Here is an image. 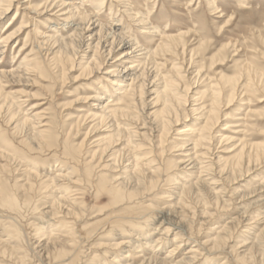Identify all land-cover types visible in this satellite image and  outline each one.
<instances>
[{"label": "rangeland", "instance_id": "rangeland-1", "mask_svg": "<svg viewBox=\"0 0 264 264\" xmlns=\"http://www.w3.org/2000/svg\"><path fill=\"white\" fill-rule=\"evenodd\" d=\"M5 1L0 0V4ZM43 1L15 0V6L0 19V40L7 32L8 21L17 11L19 20L11 31H17L22 24L28 26L20 33L18 39L4 44L5 48L0 44V47L4 48L2 52L0 50L2 54L0 69L9 70L13 66L15 69L19 65L21 67L16 76H9L7 80L2 81L5 93L14 98L16 105L10 107L11 111H7L6 105L4 110L0 111V239L4 241L3 243L0 241V264H170L169 252L171 247L177 244L175 240L181 239L178 236L179 232L180 235H183L182 233L185 235L179 242L180 247L174 258L191 257L192 254L188 252L191 248L194 250L198 248L197 240L200 243L211 240L204 250H199L196 260L190 264H264V245L261 249L257 246L258 236L264 229V222L261 221L264 218V189H257L264 178V163L252 166L250 171L240 169L230 178L223 175L224 180L219 182L218 186L223 189L224 198L230 206L218 210L210 220L201 218L203 207L197 206L191 199L187 201L189 208L178 205L175 196L177 185L172 183L160 181L158 184L160 189L149 193L143 200L129 195L123 196L111 190L120 175L119 171L128 163L120 165L117 169L104 168L107 161H102L101 167L97 166L96 161L87 165L90 161L88 147L93 148L96 140L109 138L110 135H107L109 134L107 128L101 127L100 131L86 138L87 133H90V126L97 121L88 120L83 124L82 115L86 111L98 115L107 114L109 110L103 108L107 102H95L93 98L107 95L106 99L112 97V100H115L120 90L113 87L112 82L123 80L126 81L124 85L130 84V77L123 73L124 67L130 63L124 61L125 63L120 64L117 60L131 49L129 46H116L115 53L108 58L107 52L104 51L108 50L112 39L110 36L105 43L102 38L105 36L103 31L101 44L107 46L102 50L105 60L100 57L101 51L99 49L96 51L99 61L104 60L101 70L90 75L91 71L83 70L80 63L86 61L82 59L84 54L88 56L93 54L94 45L99 37L97 34L99 27L102 25L105 28L109 27L111 19L108 10L115 13L117 20H120L122 15L117 14L120 10L117 2L107 0L102 11L94 15L97 18H93L94 24H91L90 31L84 34V39L87 40L85 45H82L80 40L83 38L78 30L76 31L78 22L64 21L66 16L62 14H65L66 10L62 12V7H50L48 6L50 4L45 6ZM63 1L69 6L78 7L79 11L74 12L86 11L88 14L96 12L94 8L99 4V0H94L91 6L90 0L88 2L85 0V5H82L80 0ZM125 3L132 4L131 16L137 11L142 14L152 11L150 15L152 26H146L144 30L139 28L137 23L124 17L122 24L114 22L115 28H122L126 36L143 46L142 49L153 51L177 42L180 50L185 45V61L192 58L197 64L192 72L197 73L199 68H203L202 73L207 75L209 80L203 78L195 89L186 83L189 88L186 94L192 97L191 100L201 97V92L205 91L209 82H221L231 88L238 79L245 81L246 87L240 90L241 97H235V101L228 107H222V113L226 115L215 127L213 134L217 138L223 134L232 135L224 130L226 124L235 125L238 123L237 120L241 119L238 124H242L243 127L230 131L244 129V133L239 137L248 146L264 144V0H214L219 11H223L222 14L214 16L205 0H194L191 3L189 0H125ZM26 8H29V11H25ZM153 27L156 29L151 30ZM73 33L80 34L77 39L74 36L79 50L76 49L78 51L73 54L69 48L57 62L52 55L50 47L52 42L47 41L48 36L55 35V40H59ZM179 34L182 36L173 42L171 37H179ZM89 43L92 45L87 48ZM22 47L25 49L20 51ZM141 54L143 52L136 53L133 57H142ZM24 57H27L26 62H30L29 64L40 63L42 72L34 70L29 76L23 75V68L31 67L22 64ZM176 57L175 63L179 61L181 64L183 55ZM168 59L171 61V57L159 52L149 61L148 71L158 72L155 64H162ZM245 65L247 69L243 68ZM116 69L117 77L106 75L108 71ZM160 72L166 75L165 69H161ZM103 89H109V95ZM186 94L182 93L181 96L185 97ZM229 94L227 92L222 98L224 106L227 104ZM138 96L136 95L137 98ZM154 97L150 93L144 99L151 102ZM138 100L139 98L136 99V104L131 98L128 102L134 115L139 114V121L142 122L143 114L140 112ZM205 101L206 98L192 104L191 107L188 104L187 108L190 110L193 105L203 104ZM33 105L38 106V109H32ZM9 112L20 114L15 121L9 123ZM36 113L42 114L41 120L35 117ZM24 117L31 119L35 131L42 129L39 122L49 125L44 141L41 143L33 141L29 136L32 132L30 127L22 129ZM199 117L193 115L194 119L181 120L173 127L164 146L165 154L162 157L153 155L156 165L163 164L169 168L170 164L185 156V152H177L172 146L181 142V137L177 133L186 126L199 124ZM133 127L131 125L130 129L133 130ZM35 131L33 134H36ZM233 146L223 144L217 146L216 150L212 148L214 156H209L207 160H214L216 157L228 159L230 155L227 152L231 151ZM78 148L81 154L84 153L85 157L82 156V159H78L79 154L74 152ZM72 159L82 163L76 167ZM89 166L94 169L86 170ZM193 174L195 173L189 172L186 179L191 178ZM59 175H68L73 181L57 178ZM75 180L83 181L79 189L85 190L84 195H76L77 193L73 192L76 188L70 182ZM176 183H182L181 179ZM68 191L71 193L68 194ZM63 196L65 200L60 209L53 206V202ZM7 197L16 199L13 208L4 203ZM75 198L80 199L73 201ZM142 204L151 205L153 208L139 212ZM211 204L213 206V203ZM69 209H72L75 215H68L66 218ZM243 211L252 214L250 218L240 221L239 216ZM129 212H139L137 213L141 215L139 222L148 224L144 231L141 225L133 229L124 220ZM145 214L149 216L143 219L142 216ZM229 222H234L230 224V227H234L229 231L227 240L214 242L217 236L223 235L220 233L221 226ZM122 226L127 228V231H124ZM163 226L169 227L171 232L163 235L162 243L157 246L155 241L163 233L159 231L163 230ZM142 233L146 235L143 236ZM76 236L82 239H79L80 243L77 242L78 239L75 240ZM56 239H59L57 244H53ZM73 240L77 242L75 246H72ZM67 241H70L71 246L66 244ZM51 244L53 248L49 247ZM118 244L121 245L116 247Z\"/></svg>", "mask_w": 264, "mask_h": 264}, {"label": "bare ground", "instance_id": "bare-ground-1", "mask_svg": "<svg viewBox=\"0 0 264 264\" xmlns=\"http://www.w3.org/2000/svg\"><path fill=\"white\" fill-rule=\"evenodd\" d=\"M80 1H82V5L85 3L84 2L85 0H80ZM88 1L89 0H87V2ZM115 1L117 2L118 5L117 7L120 9L118 10L117 14L121 13L122 17L120 18V20H117L115 19V15H114L115 13L112 12L110 9L108 10L110 12L108 16H110L111 19V22H109V27L105 28L103 27V25L99 27V30L97 31L99 37L97 39L96 44L94 45L95 50L92 55L89 56L88 54L83 55L84 58L82 59L86 61L84 63H80V66L82 67L83 70L89 69L91 71L90 75L93 74L94 72H99L104 64L103 63V61L105 60L103 55L104 52L105 53L107 52L108 58H110L111 56H113L112 54L115 53V49L117 48L116 46H120V45H123V47L129 46L131 50L123 53L117 60V63L123 64L125 63L124 61H128L130 63V65L124 67V71H123L124 75L130 77V84L124 85L126 81L124 82L123 80L119 82H116L117 80L112 82L113 87L115 86L118 88V90H120V92L117 94L119 96H117L118 98H116L115 100H112V97L106 99L105 96L107 95H100L93 98L95 102H107V104L103 106L104 109L109 110L107 114L98 115V113H92L91 111H86L85 113H83L82 115L83 124H85L86 121L88 120H91L92 122L97 121L96 124L90 126L89 128L90 133L89 132L87 133L86 138L92 133L100 131L101 127L107 128L109 130V132H107L109 134L107 135H110L109 138L103 137L101 139L96 140L95 141L96 145L93 146V148L88 147L89 150L88 155H90L89 156L90 161L88 162L87 165L96 161L95 163H97V166L101 167L100 163L102 161L104 162L107 161V163L104 165V168L114 167L117 169L119 168L120 165L123 166L124 163H128V165L123 170L119 171L120 175H118L117 181L115 185L111 187V190H115V192H119L123 196L129 195L130 197H135L137 199L143 200L146 198V196L149 193H153L154 191L160 189L158 187L160 181H164L165 183H170V184L172 183L174 185H177L176 187L177 194H175V196H177L178 205H182L183 207L186 206L188 207L189 205H187V201L191 199V201L195 202L197 206L199 205L203 207V210L201 211V218H203L204 220L206 219L210 220L212 219V217L216 215V212L218 210H224L230 206V204H228L227 200L224 198L225 196L222 193L223 189L220 188V186H218L219 185L218 183L224 180L223 175L229 176L230 178L232 174H234L236 171L240 169H247V171H250L252 166L254 165L258 166L264 163V144H254L248 146L241 139V137H239L244 133V129H241L242 131H234V132L230 131L231 129H239L243 127L242 124H238L241 122V119H238L237 120L238 123H235V125L233 123L226 124V128L224 130L229 131V134L231 133L234 136L223 134L217 138L213 134L215 127L219 124L220 120L224 117V115H226L222 113L223 112L222 107L225 108L228 107L231 103L235 101V97L237 96L241 97L242 91L240 90L246 87L244 83L245 81L242 79H238L237 81H235L234 85L231 88H228L226 85H223L221 82H209L205 87V91L201 92V97L197 98L196 100H191L192 97H188V94H186L189 92L188 91L189 88L186 85V83H189L192 86V88L195 89L196 86L198 87L200 85L203 78H206V81L209 80L207 75L202 73L203 68H199L197 73L192 72V70L195 67H197V64L192 60V58H189L187 62L185 61V57H184V55L186 56L185 45H183V49L180 48V50H182L180 51L179 50L180 46L177 44V42L173 43L172 45H164L162 48L159 49L157 48L153 51L148 50L146 48L142 49L143 46L140 45L135 39H130L129 36H126L125 33L122 32V28L121 29L115 28L114 22L122 24L123 19L125 17V19L128 18L132 20L134 23H137L139 28L145 30L146 26H152V21L150 18L152 11H149L145 14H142L139 11H137L134 14V16H131L132 14H130V12L133 11V9L131 8L132 4L125 3V0H115ZM189 1L191 3L194 0H189ZM14 2L15 0H6L5 3L0 4V19L3 18L6 14H8L9 10L15 6ZM89 2L91 3L90 4L91 6L94 0L93 1L90 0ZM205 2L207 4V7L211 10L210 12L213 13L212 16L223 13V11H219V7L217 6L218 4L214 3V0H205ZM43 3L45 4V6L50 4L48 5L50 7L53 6L56 8L62 7L61 10L62 12L66 10V13L62 14L63 16H66L64 21L67 22L71 20L78 22L76 31L78 30V32L81 34L83 38V40H80L82 42L81 44L85 45L87 39H84V34L90 31L91 24H94L93 18H97L94 15L102 11L103 7L107 3V0H99V4L97 5V7L95 5L96 3H94L96 7L94 8L95 9L94 11L96 12H94L93 14H88L86 11L79 13L74 12V10H77L78 7H74V5L69 6V4H66V1L63 0H44ZM239 3L241 4V2ZM26 9L27 10L25 11H29L28 10L29 8ZM18 20H19V15L17 11L13 16V18L8 21L6 34H4V36L1 37L0 44H2L4 48L6 47L4 44H7L11 40L18 39L20 33L23 32L24 29H27L28 26L26 24H22L20 28L18 27L19 29L17 31L16 30L11 31L13 26H15L16 21ZM96 22H98V19ZM154 29L156 28L153 27V29L151 30ZM103 31L105 32V36L102 38L104 39L103 41L105 43H107V40L110 36L112 39V41L109 43L108 50L106 49L107 51L104 52H102V50H104V48L107 46H103L104 44H101L102 42L101 33ZM79 33L76 34L73 33L74 35L72 34L67 38L61 37V39L59 40H55L54 38L55 35L48 36V40H47L48 43L52 42L51 43L52 45L50 47L51 50L53 51L52 55L54 60L58 62V58L61 55L66 54L65 52H67L69 48L72 49L73 54L79 50L74 41V36H76L77 39L78 35H80ZM180 36L182 35L179 34V37L173 36L171 37V39L173 42H175L178 38H180ZM42 43L43 45H46L45 42ZM42 43H40V45H42ZM91 45L92 43H89L87 48H90ZM1 47L0 50L2 52L4 48ZM20 49H21L20 51H23L25 47H22ZM98 49L101 51L100 57L104 58L102 62L99 61L100 59L96 54V51ZM139 52H143V54L140 55L142 57H138V56L133 57V55ZM159 52L163 53L166 56L171 57V61L168 59L165 60L164 63L162 64L156 63L155 68L159 70L156 73L155 71L154 73L148 71L149 69H147V65L149 61H151L154 57H156ZM180 55H183V62L179 64L180 62L178 61L179 63L177 62L178 63L177 64L175 63L176 62L175 57L176 56L178 57ZM135 59L138 60L135 61ZM26 61H27V57H24L22 60V64H27L31 67L23 68L24 69L22 72L23 75L29 76L30 72H33L34 70L36 72L37 71L42 72L41 69L42 66L40 65V63H35L32 65L29 64L30 62H26ZM184 63H186V65H184ZM19 66H17L15 69L13 68L14 67L13 66L9 70L0 69V101H1L0 111L4 110L5 105L8 107V110L7 109L6 110L11 111L10 107L16 105L14 104L15 103L13 100L14 98L11 97L9 94L5 93L4 86L2 85V81L3 79L7 80L9 76H16V74L20 72L21 67ZM243 68L247 69V65H245ZM161 69L166 70V75H162V73L160 72ZM117 73H118L117 69L110 70L106 73V75H109L111 77H117ZM192 75L194 76L192 77ZM124 77L125 76H123V79ZM125 79H127V77ZM103 91H105V93L109 95L110 92L109 89H103ZM227 92L230 94L227 100V104L224 106L222 103V98L224 95L227 94ZM150 93H152V95H154L155 97L151 100V102L148 101L146 102V99H144V97L150 95ZM182 93L186 94L185 97L181 96ZM136 95H139L138 102L141 106L140 112L143 114V117H141V120L143 118L142 122L139 121L140 119L139 114L134 115L128 102V99L131 98V101L133 103L135 102L136 104V99H138ZM205 98H206L205 103L203 102V104L193 105V107L190 110L187 108L188 104L189 107H191L192 104L199 103ZM8 103H10L9 106L7 105ZM182 103L187 105H184ZM206 103L208 104L207 106L205 105ZM110 104L113 105L110 106ZM32 109H38V106L33 105ZM9 113H10L9 115L10 119L8 118L9 123L15 121L17 115L20 114L19 112H15V113L9 112ZM193 115L200 116L198 118V121H200V123L195 126H186L185 128L181 129V131L177 133V135L181 137L180 140L181 142L177 144L175 143L172 146V148L177 152L178 151L185 152L186 153L185 156H182V158L179 161L170 164L169 168H166V166H164L163 164L156 165V159H153V155L157 154L162 157L165 154L166 151L164 146L167 138H169V135L173 130V127L176 126L179 122H181V120H185L187 118L194 119ZM35 117L41 120L42 114L36 113ZM32 123L33 122L31 121L30 118L24 117L23 122L21 124L22 129H24L25 127H30V129L32 130L31 134L29 135L31 136V139L33 141H38L41 143V141H44L45 137L47 136L46 133H48L49 125L45 124L44 122H39V124H41L40 128L42 127V129L40 131H35L36 129L35 125H33ZM131 125L134 126L132 128L133 130L130 129ZM34 131L36 132V134H33ZM147 142L148 144H146ZM223 144L234 145L233 149L227 152V154H229L230 157L228 159H222V157H216L214 159L215 161L207 160L209 159V156H214L212 153L214 150H212V148L216 150L218 149L217 146L220 145L222 146ZM145 146H150V147L146 148ZM74 152L79 154L78 159H82V156H84V153L83 154L80 153V148L76 149ZM144 161L148 163H144ZM72 162L76 167L77 165L82 163L77 159L76 160L72 159ZM92 168L93 167L89 166L88 168H86V170ZM189 172H193L195 174H193L191 178L186 179L188 178V176L186 175ZM57 178H62L64 180L70 179V181H73L68 175H64V176L59 175L57 176ZM178 179H181L182 183L177 184L176 182L178 181ZM227 179L228 178L226 177L225 180ZM261 181L262 182L259 183V186L256 185L257 189L259 188L264 189V178ZM70 183H73L72 185L76 188L73 191L77 193L76 195L85 194V190L79 189L80 187H82L81 185L83 184L82 180H75L74 182H70ZM47 188H51V187H47ZM70 193L71 191H68V194ZM11 197H13V195ZM78 199L80 198H75L73 201H77ZM64 200H65L64 196L58 198L53 202V206H58V208L60 209V206L63 205L62 203ZM4 203L8 205L10 208H13L16 205V199H10V197L8 199L7 197L5 198ZM211 203H213V206ZM152 208L153 207L151 205L142 204L139 212H144L145 210H149ZM73 212L74 211L72 209H69L65 217L68 218V215L69 216L73 214L75 215V213ZM137 213L129 212L126 215V217H124V220L127 221L130 224V226L133 227V229H135L136 226L141 225L142 230L144 231V229H146L145 226H148V224L146 225L140 223L139 218L141 217L139 216L141 215ZM251 214L252 213H250L249 211H243L239 216V220L242 221L245 218L246 219L248 217L250 218ZM147 216L149 215L145 214L142 216V218L146 219L145 217ZM235 219L237 218H234V220ZM261 221L264 222V218L261 219ZM161 223L163 224L164 220ZM232 223L234 222L225 223L224 225L221 226L222 231L220 233L223 235L217 236L214 242L227 240L228 234L230 233L229 231L231 230V228L234 227L233 225H232L233 227H230V224ZM122 228L124 231H127V228H125L124 226H122ZM162 229L163 230H159V231H162L163 233L159 235V237L155 241V244L157 246H159L162 243L163 235H168L171 232V229H169V227L165 228V226H163ZM180 233L181 232L178 233V236L182 239L185 234L182 233L183 235H180ZM142 235L144 236L146 234L142 233ZM258 237H257L258 239L257 246L260 247V248L258 247V249H261V247H263L264 245V229L261 231V234ZM76 239H78L77 242L80 243L79 239L81 238L76 236L75 240ZM87 239H89V237ZM181 239L177 238L175 240V243L177 244H174L171 247L168 256V258L170 257L169 258L170 264L171 263L190 264L191 262L193 263L196 260L197 253H199V250L203 248L205 249L208 243L211 242V240L210 241L208 240V241H203V243H200V241L197 240L196 242H198V246H197L198 248L195 250L191 248L190 251L188 252V254H192L190 255L191 257H183L181 259H178L176 257L174 258V256H176L175 254L176 251L180 247L179 242L181 241ZM58 240L59 239H56V241L53 242V244L54 243L57 244L56 242H58ZM1 242L3 243L4 241ZM67 242L68 243L66 244L68 246H71L69 245L70 241ZM73 242L74 243L72 244V246H75L77 242H75L74 240ZM120 245L121 244H118L116 247H119ZM47 246L44 247L47 248ZM40 247H42V245ZM49 247L53 248V245ZM54 247H56V245ZM143 261H145V259Z\"/></svg>", "mask_w": 264, "mask_h": 264}]
</instances>
